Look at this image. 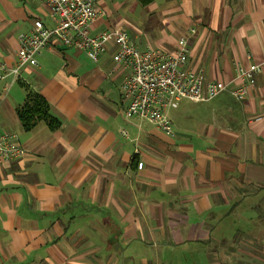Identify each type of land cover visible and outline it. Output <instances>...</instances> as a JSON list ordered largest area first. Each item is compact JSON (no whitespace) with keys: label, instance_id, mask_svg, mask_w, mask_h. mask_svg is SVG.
<instances>
[{"label":"crops","instance_id":"1","mask_svg":"<svg viewBox=\"0 0 264 264\" xmlns=\"http://www.w3.org/2000/svg\"><path fill=\"white\" fill-rule=\"evenodd\" d=\"M94 6L92 36L122 28L139 50L166 54L184 38L188 67L210 80L260 71L242 101H180L170 136L124 118L112 43L93 62L52 39L38 67L1 87L0 130L26 155L0 164V264H264V0ZM36 20L55 25L43 1L0 0V61L16 63ZM31 94L57 130L22 128L17 108Z\"/></svg>","mask_w":264,"mask_h":264},{"label":"built area","instance_id":"2","mask_svg":"<svg viewBox=\"0 0 264 264\" xmlns=\"http://www.w3.org/2000/svg\"><path fill=\"white\" fill-rule=\"evenodd\" d=\"M41 1L49 6L55 25L48 28L41 20L34 21L32 29L18 38L16 63L9 65L0 61V83L5 84L3 90L6 92L20 80L25 67L39 66L38 57L52 39L64 47L85 52L93 62H97L106 44L112 43L114 65L126 71L120 86L121 99L125 103L124 118L151 125L173 136L169 112L176 109L180 101L208 102L223 92L242 101L260 71V65L251 64L239 68L227 81L210 80L201 69L188 67L184 38L179 39L173 53L141 51L122 28L109 29L95 36L89 34V26L98 16L95 0ZM1 95L0 90V98ZM121 133L127 137L125 130ZM25 155L15 134L0 130V164ZM137 168L141 169L142 163H138Z\"/></svg>","mask_w":264,"mask_h":264},{"label":"trees","instance_id":"3","mask_svg":"<svg viewBox=\"0 0 264 264\" xmlns=\"http://www.w3.org/2000/svg\"><path fill=\"white\" fill-rule=\"evenodd\" d=\"M139 2L146 4L149 0ZM17 115L25 131L32 130L40 122H44L52 131L61 126L60 120L52 116L48 102L39 94L29 95L26 103L17 108Z\"/></svg>","mask_w":264,"mask_h":264},{"label":"rangeland","instance_id":"4","mask_svg":"<svg viewBox=\"0 0 264 264\" xmlns=\"http://www.w3.org/2000/svg\"><path fill=\"white\" fill-rule=\"evenodd\" d=\"M1 87H2V83H0V90H1ZM2 91V90H1ZM9 91H11V90H9ZM23 93H25L24 91H22ZM10 93V92H9ZM184 101H186V100H184ZM182 103V102H181ZM186 103H188V102H183L182 104H186ZM180 104V103H179ZM171 121V120H170Z\"/></svg>","mask_w":264,"mask_h":264}]
</instances>
